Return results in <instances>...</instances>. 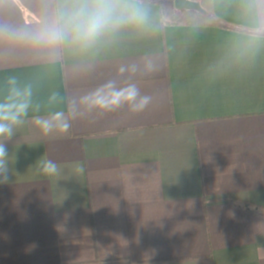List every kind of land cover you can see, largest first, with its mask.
<instances>
[{
    "label": "crops",
    "instance_id": "crops-1",
    "mask_svg": "<svg viewBox=\"0 0 264 264\" xmlns=\"http://www.w3.org/2000/svg\"><path fill=\"white\" fill-rule=\"evenodd\" d=\"M143 3L146 25L85 50L45 39L65 0H0V96L9 76L32 89L0 264H264V3ZM109 82L150 104L89 111ZM58 111L70 129L44 135Z\"/></svg>",
    "mask_w": 264,
    "mask_h": 264
},
{
    "label": "clouds",
    "instance_id": "clouds-1",
    "mask_svg": "<svg viewBox=\"0 0 264 264\" xmlns=\"http://www.w3.org/2000/svg\"><path fill=\"white\" fill-rule=\"evenodd\" d=\"M148 20L149 11L143 0H65V6L48 26L45 39L50 44H67L86 50L108 33L144 26ZM7 83L8 93L0 96V184L9 181L10 155L5 141L11 140L17 128L25 123L32 96L31 86H18L15 76H9ZM84 102L89 111H114L127 105L132 112H139L150 104L151 97L141 96L135 84L119 88L115 82H109L85 97ZM36 124L44 135L53 131L66 133L71 127L63 111L56 112L51 119H38ZM37 171L53 175L59 169L54 161L41 160Z\"/></svg>",
    "mask_w": 264,
    "mask_h": 264
}]
</instances>
